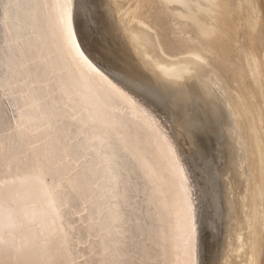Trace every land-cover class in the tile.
Segmentation results:
<instances>
[{
    "label": "bare ground",
    "instance_id": "bare-ground-1",
    "mask_svg": "<svg viewBox=\"0 0 264 264\" xmlns=\"http://www.w3.org/2000/svg\"><path fill=\"white\" fill-rule=\"evenodd\" d=\"M162 3L182 34L195 36L235 73L231 84L199 56L161 54L154 0H74L82 50L127 96L92 79L91 69L64 46L55 0H0L5 161L67 153L61 168L49 164L38 178L23 179L0 206L4 264H85L83 257L98 264H185L189 228L197 262L206 264L214 220L209 223L204 209H210L206 175L219 181L217 167L230 182L227 196L220 181L213 191L227 223L221 264L258 263L264 113L256 95L264 103V57L250 42L241 50L243 63L231 65L241 20L250 34L257 21L251 12L241 14V2ZM105 89L110 96H101ZM21 107L33 123L25 121L30 131L12 135L9 122L17 125ZM18 171L27 175L25 165Z\"/></svg>",
    "mask_w": 264,
    "mask_h": 264
},
{
    "label": "rangeland",
    "instance_id": "rangeland-1",
    "mask_svg": "<svg viewBox=\"0 0 264 264\" xmlns=\"http://www.w3.org/2000/svg\"><path fill=\"white\" fill-rule=\"evenodd\" d=\"M230 4H235V3H242V6L240 9V12L242 11L243 13L241 14H246L247 12H251L252 14V10L253 7L255 9V13L250 14L249 18L252 21H257V24L255 25V29L253 30V32H251V34L248 32V24H246V22L244 20H241V24L238 27L239 29V41L237 43V47H236V51L238 55H236L235 57H233V62H231V65H239L241 63H243L242 59H243V52L241 50H243V48L245 47L246 43H250L252 42L253 47L257 50L258 55H261L260 57H264V0H252L251 5L249 6V4H247L246 0H229ZM155 2V8L152 10L154 12L155 19H156V28L155 31L157 33V41H158V47L159 51L161 52V54L163 56H165V58L167 59H179V58H185V57H189V58H196V59H205L206 61L217 65L220 69L222 74L224 75L225 79L227 80V82H229L230 84L232 83V78L235 76V73L231 71V69L225 68L224 66H222V64L218 61L219 59H217V55L214 52H210L206 46L198 40L195 39L196 37L194 36V38H190L185 36L184 34H182L180 32V29L178 28L179 24H176L175 21L172 20L171 15H172V11L169 9H165V6L163 8V3L162 0H154ZM247 8H251L248 9ZM246 10V11H245ZM250 10V11H249ZM255 15V16H254ZM252 17V19H251ZM255 18V19H253ZM248 32V33H247ZM160 36V37H159ZM253 37V38H252ZM161 49V50H160ZM240 57V58H239ZM217 59V60H216ZM223 70V71H222ZM227 75V77H226ZM249 81L248 79L246 80V82ZM243 92H247V86H243L240 85L239 86ZM261 96L259 94L256 95V100L259 101V104L261 106V108L263 109V113H264V103L261 102ZM249 99L246 98V101H248ZM264 124V122H263ZM215 163H211L209 165V161L206 162L205 167L206 168H210L211 170H213ZM224 167V166H223ZM217 177H219V181L221 183V188L223 190V195L227 196L228 195V187H230V182L228 181V179L226 178V176H224V173H221V169L217 167ZM206 180H207V190L209 191V194L206 195V200H207V205L210 207V209L208 210L207 208H205V204H204V209L208 214L207 216H209L208 221L210 223L211 218H213V228L210 230V237H209V242H210V248L212 246V248L210 249V253L209 251L206 252V264L208 262V264H221V253L223 252V250L226 249V243H225V237H226V228H227V223L224 219H222L221 214L223 212V208H222V203H219V200L217 198V195L214 196L213 195V191L214 189L217 187V182L218 179H214L211 180L210 179V172L208 173V175H206ZM202 181H204L203 177H202ZM219 188H220V184H219ZM228 189V191H227ZM227 191V192H226ZM200 201V199H199ZM205 216V214H204ZM211 224V223H210ZM209 229L207 228L206 225V233L208 234ZM262 246H264V233H263V239H262ZM257 264H264V247H262L261 249V253H260V258Z\"/></svg>",
    "mask_w": 264,
    "mask_h": 264
},
{
    "label": "snow or ice",
    "instance_id": "snow-or-ice-1",
    "mask_svg": "<svg viewBox=\"0 0 264 264\" xmlns=\"http://www.w3.org/2000/svg\"><path fill=\"white\" fill-rule=\"evenodd\" d=\"M55 6L57 10V21L59 30L61 33V38L64 46L69 50L74 52V58L77 59V63L83 62L91 72L93 73L92 79L96 77L102 78L111 86L112 89H115L117 93H120L123 96H127V93L123 91L122 88H118L116 84L112 82L111 79L103 72L99 67L92 62V60L85 54L82 50L80 40L78 38L77 31L74 27V0H55ZM111 95V92L108 89H105L104 92H101V96ZM22 115L16 117L17 125H13L11 121L9 122V128L11 129V134L15 135L16 133L23 134L25 131H30L28 125L25 124V121H28L29 124L33 123L31 117L25 112L24 108L21 107ZM38 119V117H37ZM47 126V125H46ZM37 131H42L37 125ZM3 135H9V133L3 132V125L0 123V137ZM43 143V141H41ZM37 144L33 143L32 148H37ZM4 141L0 138V206L3 205L4 201L11 197L15 192V186L20 183L23 179L33 178L36 179L39 177L41 170H46L48 165L51 164L53 167L59 169L62 165L65 164V155L67 153H62L56 156L55 159H49L48 155H33L27 161L21 160L9 156L8 160L5 161L4 158ZM71 157L69 156V159ZM22 165L26 166V176H21L18 168ZM55 174L53 175V184L52 187L55 188ZM9 202L11 200L9 199ZM5 244L3 236L0 235V264H4L3 255L5 252ZM85 250H87V245H85ZM59 251L62 252L65 256L68 254V247L61 244L59 246ZM197 245L195 240L194 230L189 228L187 237H186V255L187 260L185 264H198L196 259ZM85 264H98L97 261H89L87 257H83ZM47 264V262H45ZM61 264H78L76 259L70 261H62Z\"/></svg>",
    "mask_w": 264,
    "mask_h": 264
}]
</instances>
